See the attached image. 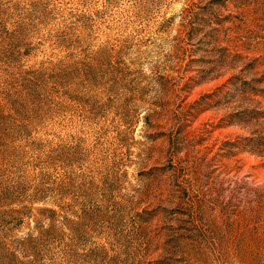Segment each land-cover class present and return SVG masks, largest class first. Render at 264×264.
Segmentation results:
<instances>
[{"label":"rangeland","instance_id":"obj_1","mask_svg":"<svg viewBox=\"0 0 264 264\" xmlns=\"http://www.w3.org/2000/svg\"><path fill=\"white\" fill-rule=\"evenodd\" d=\"M0 264H264V0H0Z\"/></svg>","mask_w":264,"mask_h":264},{"label":"trees","instance_id":"obj_2","mask_svg":"<svg viewBox=\"0 0 264 264\" xmlns=\"http://www.w3.org/2000/svg\"><path fill=\"white\" fill-rule=\"evenodd\" d=\"M98 58V57H97ZM96 58L95 60V63L94 64H98V59ZM94 64L90 65L87 69H82L81 67V62H75V63H70L69 65H65V66H62L61 64L59 65H56L55 68L58 69V71L55 73L56 76L58 77V82L61 83V85L63 86H72L74 85V89L73 91H76L77 90V87L76 85L78 86V83H75L77 81V74L79 75L81 72H84L83 73V76L90 80V82L92 84H94V80L96 79V67L94 66ZM87 70V71H86ZM192 80V79H190ZM242 85V87H245L246 85H249L248 82L246 81H242L240 80L239 81ZM202 106V104H201ZM249 141H255V139H248ZM247 141V140H245ZM175 153L172 154V159L175 158ZM231 194L230 196V199L233 200L235 197V195H233L232 191L229 192ZM236 200V199H234ZM49 211H51L54 215H57V210H53V209H49ZM137 216L140 218V219H148V220H153L154 217L156 216V214H151V212H148V211H143V212H140V213H137ZM65 221L67 222H71L70 219L66 218L65 217ZM53 227V225L51 226ZM26 241V240H25ZM28 241V240H27Z\"/></svg>","mask_w":264,"mask_h":264}]
</instances>
